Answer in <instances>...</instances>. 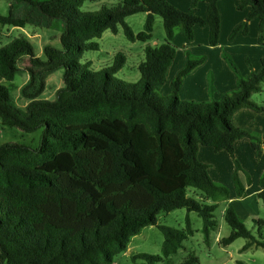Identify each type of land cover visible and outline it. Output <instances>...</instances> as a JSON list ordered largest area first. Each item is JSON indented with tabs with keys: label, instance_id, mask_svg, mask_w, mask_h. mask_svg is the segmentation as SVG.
I'll list each match as a JSON object with an SVG mask.
<instances>
[{
	"label": "trees",
	"instance_id": "1",
	"mask_svg": "<svg viewBox=\"0 0 264 264\" xmlns=\"http://www.w3.org/2000/svg\"><path fill=\"white\" fill-rule=\"evenodd\" d=\"M25 4L23 15L0 14V27L37 24L40 16L59 19L63 29L60 47L46 43L43 58L35 55L25 37L0 47V80L11 82L26 56L28 83L21 94L29 99L17 107L8 87L0 84V120L4 126L31 133L40 130L35 146L20 142L0 144V264H112L131 237L146 226L163 233L160 254L137 253L132 260L158 264L178 252L194 230L188 214L185 227L158 224L160 213L184 208L202 220L201 233L209 245L218 226L209 203L227 190L213 182L208 166L199 160V146L226 150L234 162L233 184L238 196L244 192L241 170L234 156V142L247 137L258 149L264 140L256 133L236 127L231 117L241 108L264 112V105L251 100L264 80V56L260 69L243 78L231 59L227 64L238 74L237 87L220 100H181L182 78L201 63L187 58L186 65L170 83L168 94L160 91L166 82L176 46L174 29L188 41L194 26L207 25L209 44L220 35L219 0H204L206 16L197 13V0L183 11L167 0H121L113 8L78 11L84 0H12ZM248 7L244 21L235 25L229 39L257 18L264 39V0H238V9ZM146 13L143 29L134 33L125 18ZM162 19L164 41L146 45L137 68L140 77L127 82L115 76L125 56L118 52L110 66L99 70L80 62L85 51L98 50L96 39L106 30L117 33L121 26L129 41L151 39L154 16ZM228 58V57H226ZM62 68L63 86L53 100L41 99L44 74ZM257 197L264 202V176ZM196 193L189 195V191ZM196 195V196H195ZM230 227L220 238L223 246L245 238L241 250L260 247L264 252V219L256 218L259 239L239 219L232 206L223 213ZM241 263V262H240ZM180 264H198L188 253ZM243 264V263H241Z\"/></svg>",
	"mask_w": 264,
	"mask_h": 264
},
{
	"label": "rangeland",
	"instance_id": "2",
	"mask_svg": "<svg viewBox=\"0 0 264 264\" xmlns=\"http://www.w3.org/2000/svg\"><path fill=\"white\" fill-rule=\"evenodd\" d=\"M120 3L121 0H84L78 11L81 13L95 12L98 11L101 7L113 8ZM23 7L27 6L25 4L15 3L12 0H0V14L2 15H7L10 10H12L16 14L23 15L25 13V8ZM145 17L146 13L139 12L127 16L125 18V21L131 27L134 33H138L143 29ZM61 23V20L55 19L52 20L51 24L47 27L43 25L40 27L27 25L26 27H24L25 31L21 28H11L9 26L0 27V47L8 44L14 38L25 37L32 44L34 53L37 54L38 57L43 58L42 46L44 43H51L55 47H60L59 34L62 30ZM31 28L37 29V36L31 37L27 34L26 29L29 30ZM176 31H179V29H174V35L176 34ZM229 35L225 38L224 44H226L228 40H230ZM164 37L165 33L162 25V19L160 16L155 15L152 37L149 41H147V43L157 42V44H160L164 41ZM257 38V33L255 34L251 32V34L248 35L247 40L254 41ZM96 41L99 45L98 50L85 51L82 58L80 59V62L83 63L90 60L93 64H99L100 67H98L97 69L104 68L111 65L114 55L117 52H121L126 56L127 62L124 64L123 69L119 73L115 74V76L127 82H135L139 79L140 73L138 71L137 64L141 59H144L143 42L137 40L132 42L127 40V38L124 36L121 26L118 27V32L115 34L109 30H106L102 34L101 38L96 39ZM238 42L239 44H236L237 46L234 49H230L227 47H225V49L220 48L223 53V59H260V57L258 56L260 50H262L260 40L258 41L257 39L256 41L258 44L257 48H249L251 46H246V48H244L243 43L245 42V40L243 38ZM175 46L176 48L181 49L179 45ZM205 54L208 55L207 59H215L210 57L207 51L205 52ZM191 55L193 57L196 56L194 54ZM19 59L20 60L18 61V65L22 69H20L16 73L14 79L11 82L5 81L2 84L8 87L9 94L12 97L14 103L19 108H24L23 106L25 104V98L20 94V91L17 90V88L18 86L22 85V82L26 78L27 73L25 69H27L30 64L26 56H23ZM177 59H184V56H181V54L178 53ZM252 61L253 63L256 62L254 60ZM247 62L249 63L248 60ZM242 63L245 65L244 61H242ZM250 63L252 64L251 61ZM236 64V68L241 67L238 62ZM230 70L234 72L231 67ZM238 70L240 69L237 68V71ZM60 72H62V68L57 69V71L52 73L51 77L47 80L48 85L46 87V93L51 95L54 91V87H56L57 83L59 82L60 85H63L62 78L59 77ZM236 75L238 77L237 73ZM231 92L232 91H229L227 94L229 95ZM222 96L211 99L210 102L220 100ZM39 136L40 130L27 133L19 130L16 127L4 126L0 120V144L7 142H20L35 146L39 142ZM195 193L196 192L193 190L189 191L190 196H194ZM221 208H223V203H219V207H217L214 211L215 217L216 219H218L217 222H220V227L219 229L216 228L217 230L211 233L209 245H207L203 240V235L200 231L202 220L196 212L191 211L187 213L184 208H181L168 213H160L157 217L158 224L174 227L177 229H182L185 227V217L188 214V218L191 222V227L194 230V233L192 236H188L183 241V247L179 249L176 254L171 255L169 259H164L158 264H180L188 253H193L197 257L198 264H264V252L260 247L252 246L248 249L241 250L242 246L246 242L245 238H237L233 242L225 246L218 242L219 237L222 238L224 236H227L230 232V227L224 221V219L221 218ZM258 211L260 214L259 218H264L263 202H260ZM254 219L250 222H246L245 225L250 230L252 235L259 239V233ZM162 241L163 233L159 228H157L156 226H146L142 228L139 234L131 237L126 251L116 255L112 264H141L143 262L141 259L132 260L131 256L137 253H147L153 255L160 254Z\"/></svg>",
	"mask_w": 264,
	"mask_h": 264
},
{
	"label": "crops",
	"instance_id": "3",
	"mask_svg": "<svg viewBox=\"0 0 264 264\" xmlns=\"http://www.w3.org/2000/svg\"><path fill=\"white\" fill-rule=\"evenodd\" d=\"M167 1L183 11L189 10L192 5V0H167ZM237 5H238V0L218 1V10L220 13V35H219L218 43L215 46H211L209 44V29L207 25L194 26V37L191 41L186 40L179 31H176L173 42L175 43V45H179L182 50L176 48L174 59L171 65L169 66L166 75V82L160 91L163 95L169 93L170 91L169 83H171V81L175 78V76L181 70H183V68L186 65V61L188 60L187 58H191V60L199 59L201 60V63L198 64L196 67H194L192 70H190L188 73H186L185 76L182 78V84L179 91V98L181 100L206 102L216 97H220L228 93L229 91H233L236 89L238 77L236 73L230 70V67L227 64L226 59H223V53L222 50H220V48L225 49V47H227L230 49H234L237 46L236 44H239L238 41L242 40V38L245 40V42L243 43L244 48H246V46L247 47L251 46L249 48H257L258 44L256 41L257 39L259 41V37L261 34V31L259 29V20L257 18H253L248 22L247 33H243L242 31H239L233 40H228V42L224 44L225 38L230 34L232 29L235 27V25L244 21V19L248 14V7L240 10L237 8ZM206 7L207 4L204 0H197V10H198L197 13L202 18H205L206 16ZM23 8H25L26 11L27 8L29 7H23ZM13 14L19 15L14 12ZM39 21H41L42 24L37 22V24L35 23L26 24L24 27H26L27 25H31L34 27H40L43 25L47 27L52 22V20H47L41 16ZM24 27L21 28V27L11 26V28H21V29H24ZM61 27L63 29V24ZM26 32L31 37H35L38 35L37 33L38 31L36 28H31L29 30L26 29ZM251 32L255 34L257 33L258 38L255 39L254 41L247 40L248 35L251 34ZM143 43H144L143 44L144 47L148 44L152 46L159 45L157 44V42L147 43L146 41ZM261 45H262L261 47L262 50H260L258 54L260 59L264 56V48H263L264 39L261 41ZM206 51L207 53H209L210 57L215 59H207L208 55L205 54ZM178 53H180L181 56H184V59H177ZM190 53L196 56L193 57ZM35 55L38 56L37 54ZM260 59H250V60L231 59V60L234 62V64H236L237 62L240 64L241 67L240 68L237 67L238 69H240L238 70V74H240V76H242L243 78H246L250 75L251 71L257 72L260 69ZM247 60L249 61V63L247 62ZM252 60L256 62L253 63ZM141 61L142 59L139 62ZM242 61L245 62V65L242 63ZM250 61L252 62V64L250 63ZM85 62H89L90 68L93 70L102 69V68L97 69L98 67H100L99 64H93L92 61L90 60ZM126 62H127V58L125 56L124 64ZM235 66H237V64ZM18 68L19 70L22 69L21 67H19V65ZM122 69L123 67L117 73H119ZM25 71L27 73V76L22 82V85L18 86L17 88V90L20 91V94L22 87L25 86L29 81L28 71L26 69ZM55 71H57V69L52 72L44 74L45 88L42 91V93L39 95V98L53 100L55 98L56 90L63 86L60 85L59 82L57 83V86L54 87V91L51 95L46 93V87L48 85L47 80L51 77L52 73H54ZM59 74H60L59 77L62 78L63 69L62 72H60ZM4 82H5L4 80H0V84ZM250 98L258 105H264V80L260 84V90L252 93ZM28 102L29 99L25 98V104L23 106L24 108ZM231 121L236 127L247 130L252 133H256L260 136L261 140H264V112H256L249 108H241L236 112H234V114L231 117ZM234 156L241 167V170L239 171V177L244 188V192L241 194V196H238L236 194L234 188L232 176L235 167H234V162L231 156L229 155V153L226 150L215 151L212 147L202 146V145L199 146L198 149V158L200 161H202L208 166V172L213 182L216 183L217 185L224 187L227 190V194L217 193L212 199H209L208 202L216 203L217 207H219V203H223V208H221L220 210V215L222 219H223L224 210L228 206H232L239 219L245 224L246 222H250L254 218H259L260 215L258 211V207L260 202L262 201L257 197V193L263 188L262 185L260 184V180L264 176V145L261 144L258 149H255L252 146L249 138L243 137L237 139L234 142ZM219 227H220V222L218 221L217 229H219ZM219 239L220 237L218 238V242Z\"/></svg>",
	"mask_w": 264,
	"mask_h": 264
}]
</instances>
